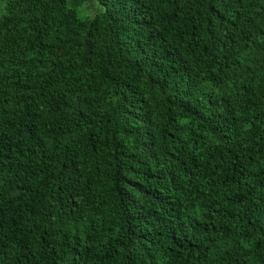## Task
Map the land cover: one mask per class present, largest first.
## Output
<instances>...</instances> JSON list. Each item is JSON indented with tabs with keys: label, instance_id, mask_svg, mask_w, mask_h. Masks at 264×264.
<instances>
[{
	"label": "trees",
	"instance_id": "1",
	"mask_svg": "<svg viewBox=\"0 0 264 264\" xmlns=\"http://www.w3.org/2000/svg\"><path fill=\"white\" fill-rule=\"evenodd\" d=\"M6 0L0 264H264V0Z\"/></svg>",
	"mask_w": 264,
	"mask_h": 264
},
{
	"label": "rangeland",
	"instance_id": "2",
	"mask_svg": "<svg viewBox=\"0 0 264 264\" xmlns=\"http://www.w3.org/2000/svg\"><path fill=\"white\" fill-rule=\"evenodd\" d=\"M70 5H77L78 12L82 18L91 17L96 11L97 6L94 0H68ZM6 0H0V13L5 12Z\"/></svg>",
	"mask_w": 264,
	"mask_h": 264
}]
</instances>
